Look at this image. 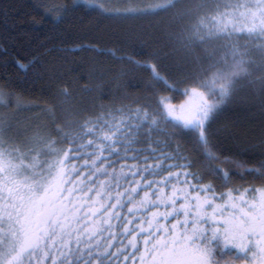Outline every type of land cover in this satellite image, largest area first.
Returning a JSON list of instances; mask_svg holds the SVG:
<instances>
[{
  "label": "trees",
  "instance_id": "obj_1",
  "mask_svg": "<svg viewBox=\"0 0 264 264\" xmlns=\"http://www.w3.org/2000/svg\"><path fill=\"white\" fill-rule=\"evenodd\" d=\"M156 2L103 0L99 5H89L83 0H0V91L11 108L9 111L15 113L18 122L38 121L44 134L57 140L61 134L58 129L71 132L85 120H95L116 109L140 105L156 112L165 97L171 108H177L187 96L185 91L189 93L196 87L199 70L208 69L210 63L224 56L226 41L207 40L191 48L181 43V33L192 24L217 15V5L206 0H178L174 8L157 14H118L129 8L154 7ZM237 2L241 3L221 0L220 11L225 10L224 4H231L233 8L228 10L232 11ZM242 23L237 22L238 26ZM240 35H233L232 41L236 42ZM238 42L241 46L247 44L250 50L251 75L241 81L208 122L209 141L216 159L209 160L190 133L175 132L168 123L154 128L152 141L154 146L159 142L157 153L147 151L148 144L144 142L129 146L141 150L139 159H132L137 155L135 151L125 155L121 150L119 156L111 157L104 152L101 156L98 146H87L92 137H84L75 145L58 143L64 151L81 143L86 145L80 152H70L72 159L66 161V169L71 173L66 177V187L79 189L83 180L85 188L71 196L65 193L72 201L69 207H83L80 212L73 211L70 218H82L79 223L72 219L67 234L57 238L63 243L53 247L55 256L68 248H79L81 264H98L97 254L107 250L111 264H150L141 259L151 248V244H145L148 231L141 232V228L149 229L151 220L153 232L162 227L171 229L184 217L169 216L165 220L164 214L170 210L167 203H160L158 208L141 207L145 193H149L150 199L159 196L165 202L177 190H181V197L199 195L201 201L207 197L212 201V207L207 208L209 215L213 207L226 209L222 217L217 213V219L230 218L232 205L240 204L241 195L249 203L259 195L255 190L264 188V175L245 169L264 164V90L260 86L264 79V52L258 50L264 37L242 38ZM142 65H155L173 87L155 81L152 72ZM115 118L122 117L115 113ZM139 139L143 141L144 137ZM161 152L174 157L163 161L166 170L153 168L151 173L134 175L150 164L161 163L156 158ZM97 156L101 159L97 160ZM92 161L96 168H103L110 175L96 172L88 179L95 170ZM189 162L190 167H179ZM170 173L174 175L166 180ZM149 182H154L151 189L147 187ZM207 185L212 186V191H199ZM137 186L138 192L132 193ZM89 188L95 191L89 192ZM245 189L249 191L246 193ZM124 192L131 195V203L129 196L120 195ZM153 192L156 196L151 195ZM117 198L124 206L112 209L110 206ZM182 203L186 201L180 199L176 207ZM128 208L134 211L129 213ZM235 211L238 213L239 208ZM114 212L121 213L119 219ZM125 228L130 231L125 233ZM130 241L136 244L135 248ZM251 257L252 252L247 253V258L217 253L220 264H249ZM101 259L108 264L106 257ZM45 264H51V259ZM251 264L258 262L253 260Z\"/></svg>",
  "mask_w": 264,
  "mask_h": 264
},
{
  "label": "snow or ice",
  "instance_id": "obj_2",
  "mask_svg": "<svg viewBox=\"0 0 264 264\" xmlns=\"http://www.w3.org/2000/svg\"><path fill=\"white\" fill-rule=\"evenodd\" d=\"M103 0H83L89 5H99ZM178 0H157L154 7L129 8L124 15L135 14H157L174 8ZM206 2L217 5V15L201 18L197 23L192 24L187 30L181 33L180 40L185 48H191L195 43H203L207 40H225L223 45L225 54L221 60H215L209 64L208 69L201 68L196 76V87L192 88V94L199 97V103L186 114L176 115L175 109L171 108L168 98H161L156 112H150L146 107L137 105L135 108H120L115 112L97 117L95 120L88 119L81 123L71 132H63L57 140H53L40 131L26 136L24 140L16 142L7 140L6 128L3 117H0V264H45L51 259V264H81V258L77 253L80 249L68 248L67 252L61 251L60 256H55L52 252L57 243H63L58 237L66 235V229L75 219L80 222L82 217H71L73 211L80 212L81 208L69 207L72 201L68 196L75 191H84L85 182L81 180L79 189L75 187L68 189L66 185L69 181L66 177L71 173L64 167L67 160L72 159L70 152H80L86 145L81 143L79 147L70 148L64 151L56 145L68 142L75 145L78 140L84 137H92L87 140V146H98L97 151L101 156L108 152L119 156L122 150L125 155L130 151H135L136 156L132 159H139L140 149H131L129 146L134 143H147L152 154L157 153L159 142L152 141L154 128L160 123H168L175 132L186 131L190 133L202 153L209 160L216 159L209 141L208 122L212 119L220 107L229 100L237 90L241 81L251 75L252 60L248 45L241 46L239 39L251 40L253 37H264V0H255V3L237 2L234 9L231 4H224V11H220L221 0H206ZM242 9V11H241ZM102 11L107 9L102 8ZM242 21L241 26L237 22ZM238 36L233 42L232 37ZM264 52V44L259 48ZM230 58V59H229ZM152 72L155 81L163 83L166 87L173 86L160 75L155 65H142ZM255 83L254 81H249ZM261 89L264 90V79L260 80ZM66 94V93H65ZM187 93V90L185 91ZM3 92L0 91V106H5ZM115 113L122 117L117 120ZM126 113V114H125ZM101 133H104L101 135ZM143 136L141 141L139 137ZM63 153V155H61ZM55 155L56 163H49L46 156ZM95 155V153H91ZM97 156L96 159H101ZM161 163L148 165L139 169L134 175L151 173L153 168L164 169L163 161L173 159L163 152L156 157ZM147 161L148 157L144 158ZM15 161H19L16 163ZM25 161H28L25 163ZM176 165H169V168ZM190 162L179 167H190ZM96 172H104L110 175L103 168H96L95 161H92ZM75 171V166H73ZM213 171H217L213 169ZM247 172H256L264 175V164L259 168L245 169ZM174 174L170 173L166 180H170ZM190 175L185 173V176ZM229 174L224 173L227 177ZM154 182H149L147 187L152 188ZM166 183V181H165ZM138 187L132 188V193L138 192ZM195 188V186H192ZM110 191V187L107 188ZM89 192L95 188H89ZM181 190L173 192L172 196L165 202L161 197L156 196L155 200L149 198V193H145V198L140 201V206L147 208L151 205L158 208L160 203H167L170 210L164 214V219L169 216L178 217L183 215V221L177 220L171 229L162 227L151 231L152 221L149 220V229L141 228V232L148 231V239L145 244H151L145 256L141 259L150 261V264H220L217 253L232 255L234 258H247V253L252 252L251 261L264 264V188L256 189L259 193L249 203L243 195L240 196V204L233 203V214L230 218L217 219L223 216V207H213L209 215L207 208L212 207V201L205 197L200 200L199 195L189 197L185 194L179 195ZM200 192L212 191V186L207 185L199 189ZM249 190L245 189L247 193ZM100 195V193H98ZM122 196H129L128 203H131V195L127 192ZM183 199L180 207H176L177 202ZM233 200L235 198L233 197ZM124 203L117 198L116 203L110 207L117 209L123 207ZM239 208V212L235 211ZM133 208H128L132 213ZM95 213H93L94 215ZM117 219L121 213L114 212ZM67 221L68 223H65ZM129 223H132L130 220ZM177 228L181 230L176 231ZM59 230V231H58ZM125 233L130 229L125 228ZM160 239H157V237ZM80 241H77L79 244ZM133 248L134 242L130 241ZM236 249L232 253L230 249ZM106 251L98 253L96 259L98 264H105L106 257L108 264H111V256H106ZM91 256V251L88 252ZM111 255H115L112 253ZM127 259V257H126ZM83 264H90L84 261Z\"/></svg>",
  "mask_w": 264,
  "mask_h": 264
},
{
  "label": "rangeland",
  "instance_id": "obj_3",
  "mask_svg": "<svg viewBox=\"0 0 264 264\" xmlns=\"http://www.w3.org/2000/svg\"><path fill=\"white\" fill-rule=\"evenodd\" d=\"M115 2H122L124 0H114ZM241 3H255V0H240ZM140 7V6H138ZM199 97L197 95L192 94V91H189L187 96L185 97L184 101L175 108V114L181 115L186 114L190 109L194 108L199 103ZM11 108L8 106V104L5 106H0V117H3V122L6 128V138L7 140H15L16 142H20L25 139L26 136H31L33 133L40 131L42 134H44V130L42 129V126L40 123L38 124L36 122H33L31 120H26L25 122H18L16 117L14 116L15 113H12L9 111ZM37 125H36V124ZM36 125V126H35ZM53 139V138H52ZM54 140V139H53ZM56 140V139H55ZM57 148L59 147V144L56 145ZM63 155V153H61ZM42 159H46L49 163H56L57 157L55 155L46 156ZM16 163H19V161H15ZM28 161H25L27 163ZM65 163L64 167L66 168Z\"/></svg>",
  "mask_w": 264,
  "mask_h": 264
}]
</instances>
